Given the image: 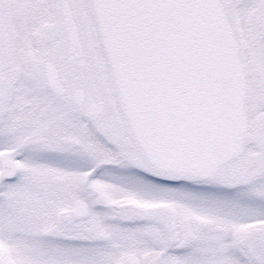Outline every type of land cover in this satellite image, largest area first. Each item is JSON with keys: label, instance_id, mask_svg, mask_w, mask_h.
Wrapping results in <instances>:
<instances>
[{"label": "snow or ice", "instance_id": "snow-or-ice-1", "mask_svg": "<svg viewBox=\"0 0 264 264\" xmlns=\"http://www.w3.org/2000/svg\"><path fill=\"white\" fill-rule=\"evenodd\" d=\"M0 264H264V0H0Z\"/></svg>", "mask_w": 264, "mask_h": 264}]
</instances>
